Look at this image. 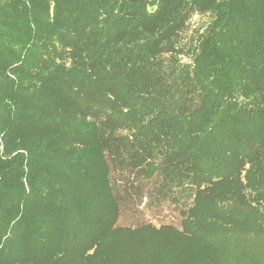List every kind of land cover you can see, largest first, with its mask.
<instances>
[{"label": "trees", "instance_id": "16d2710c", "mask_svg": "<svg viewBox=\"0 0 264 264\" xmlns=\"http://www.w3.org/2000/svg\"><path fill=\"white\" fill-rule=\"evenodd\" d=\"M0 264H264V0H0Z\"/></svg>", "mask_w": 264, "mask_h": 264}, {"label": "rangeland", "instance_id": "374dc122", "mask_svg": "<svg viewBox=\"0 0 264 264\" xmlns=\"http://www.w3.org/2000/svg\"><path fill=\"white\" fill-rule=\"evenodd\" d=\"M210 20L208 14L195 13L190 20V30L185 33L184 38L190 37L191 33L195 31L196 28L202 26ZM114 180H116L115 188L124 195V199L121 203V214L118 220V225L122 226H136L145 222H152L156 225L173 223L180 226V213L178 209L168 202L155 203L148 202V196H142V194L137 196H132L131 194L126 195L124 189L126 188L127 181H129V175H125L121 172L114 171L112 173ZM141 187L149 192L156 185L154 179H146L135 176ZM118 180V182H117Z\"/></svg>", "mask_w": 264, "mask_h": 264}]
</instances>
